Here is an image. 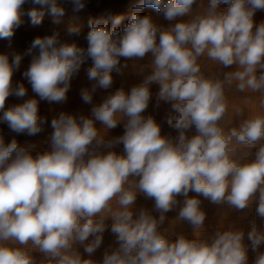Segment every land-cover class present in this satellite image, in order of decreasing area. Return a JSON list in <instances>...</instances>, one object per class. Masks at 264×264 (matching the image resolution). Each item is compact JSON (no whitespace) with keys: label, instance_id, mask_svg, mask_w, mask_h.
I'll list each match as a JSON object with an SVG mask.
<instances>
[{"label":"clouds","instance_id":"9594fccd","mask_svg":"<svg viewBox=\"0 0 264 264\" xmlns=\"http://www.w3.org/2000/svg\"><path fill=\"white\" fill-rule=\"evenodd\" d=\"M71 3L74 11L86 6L85 0ZM196 3L137 0L122 34V16L113 17L111 27L90 21L86 48L61 42L58 33L33 39L29 51L38 54L23 75L39 100L65 102L71 79L92 60L87 75L94 83L81 90L82 101L92 105L91 115L53 117L50 150L35 156L15 138L6 144L0 135V264H35L24 247L29 243L55 264H96L82 258L78 246L90 257L101 246L109 219L119 247L106 252L100 264H248L249 247L257 252L253 264H264V252L258 251L264 231L255 223L247 233L249 245L244 231L234 228L217 231L210 241L183 235L172 241L159 230L180 196L177 219L197 231L206 219L199 196L237 211L255 204L256 215L264 219V116L246 119L227 134L218 126L226 111L225 82H235L240 91H264V21H254L264 0H209L202 14L168 27L139 14L150 6L174 21L189 17ZM25 4L33 5L28 11L33 24L42 21L45 9L57 18L65 14L58 0H0V39L14 35ZM149 54L152 70L141 83L93 104L97 89L112 86L121 58ZM204 54L237 70L225 73L223 81L205 79L197 63ZM21 60V54L10 60L0 53V123L13 133L34 136L48 123L39 115L36 98L5 108L10 96L27 95L24 84L13 85ZM152 84L159 86L157 105L170 104L165 122L178 131L175 141L161 135L153 116L143 115ZM121 122L123 134L106 139L104 133ZM193 126L196 134L188 137L186 130ZM119 144L121 154L112 150ZM245 150H254L255 158L237 155ZM138 194L154 200L159 217L135 211Z\"/></svg>","mask_w":264,"mask_h":264},{"label":"rangeland","instance_id":"374dc122","mask_svg":"<svg viewBox=\"0 0 264 264\" xmlns=\"http://www.w3.org/2000/svg\"><path fill=\"white\" fill-rule=\"evenodd\" d=\"M58 3L65 9V14L62 17H54L45 9L42 21L39 24H33L28 11L33 7L31 4H25L21 15L22 23L15 29L14 35L10 39H0V53H7L11 60L14 54H21L22 60L19 69L14 72L13 85L24 84L27 89V95L23 98H18L14 95L10 96L5 108L13 105L23 103L29 98H36L39 101V115L46 117L48 123L44 125V130L37 135L29 136L27 134H16L9 130L6 123H0V135H3L5 143H9L15 138L21 147L29 150L34 156L38 153L50 150V136L53 129L50 126L51 119L58 116L61 112L72 114L77 117L80 115L90 116V104H85L81 99L82 89H91L94 81H90L87 75V69L92 65V60L87 59L80 67L79 71L73 76L70 83V89L67 93V99L63 103H49L47 101L39 100V97L32 91L31 85L25 78L23 73L28 69L30 63L38 50H31L30 45L37 36L51 35L53 33L59 34L61 42H75L78 46L86 48V36L91 30L89 26L90 21L101 20L106 21L108 26H112V18L119 15L123 19L118 26L120 33L124 26L129 22L131 15L136 11L135 5L137 0H85L86 6L79 11L73 10L71 0H58ZM209 0H197L193 5L192 13L189 17H179L177 20L168 21L164 18L162 13H159L150 6L143 7L139 10V14L149 15L153 21L161 27H168L181 20L187 21L192 17L200 15L207 8ZM39 7V6H36ZM221 9H226L227 5H221ZM92 18V19H91ZM256 24L264 21V10L257 11L254 15ZM78 28V33H70V28ZM152 56L146 55L143 59H129L121 58V70L113 72L112 86L107 89H97L93 94V104H100L103 99L117 89L123 88L126 92L134 85L142 82L143 78L150 74ZM197 63L200 67L199 75L205 79L224 80V75L227 72L237 70L235 65L225 68L218 62L211 60L206 54L198 58ZM152 93L147 110L143 113L144 116H153L157 123L161 125V135L168 136L174 141L178 138V131L171 128L166 122L165 117L169 112L170 104L160 102L157 105V93L159 86L152 84L150 86ZM224 100L226 104V111L222 119L218 122V126L227 134L233 127L239 125L246 119L255 118L257 116H264V91H240L236 87L235 82L232 84L224 83ZM96 127L102 129L103 126L96 122ZM124 132V123L121 122L114 129L106 131V139L121 136ZM196 134L195 126L186 130V135L191 137ZM117 154L123 151V145H116L113 149ZM107 151V149H104ZM242 159L253 160L255 158V151L245 150L244 153H238ZM194 192H189V196H196ZM201 200V209L206 213V219L203 228L199 231L195 230L193 226L187 222L178 220L179 208L182 206L183 197H178V204L172 211L165 214L166 218L160 224L159 230L170 240L175 241L179 236L183 235L188 239H202L211 240L217 231L234 228L243 230L245 233L244 243L249 245L247 240V233L251 229L253 223L261 231H264V219L256 215L255 207L245 210H234L228 205H217L203 196L198 197ZM135 211L145 209L151 212L154 216L159 217L160 213L154 209V200L146 198L143 194H138L134 206ZM112 221H106L107 229L103 233V241L101 246L89 257L84 252L83 247L78 246V250L84 259H92L96 264L102 262L105 253H110L116 250L119 245L116 241L115 235L111 232ZM11 244V242H9ZM19 246V245H12ZM25 250L33 257L35 264H55L39 250L29 245L24 246ZM259 252H264V245L258 249ZM257 252H253L249 247L248 264H253Z\"/></svg>","mask_w":264,"mask_h":264},{"label":"bare ground","instance_id":"6f19581e","mask_svg":"<svg viewBox=\"0 0 264 264\" xmlns=\"http://www.w3.org/2000/svg\"><path fill=\"white\" fill-rule=\"evenodd\" d=\"M92 19V18H91Z\"/></svg>","mask_w":264,"mask_h":264}]
</instances>
